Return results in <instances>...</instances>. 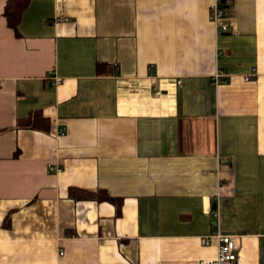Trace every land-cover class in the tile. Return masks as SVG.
I'll return each instance as SVG.
<instances>
[{
    "label": "crops",
    "instance_id": "1",
    "mask_svg": "<svg viewBox=\"0 0 264 264\" xmlns=\"http://www.w3.org/2000/svg\"><path fill=\"white\" fill-rule=\"evenodd\" d=\"M214 1L31 0L16 34L0 0V264H199L217 232L264 264V0L227 33Z\"/></svg>",
    "mask_w": 264,
    "mask_h": 264
},
{
    "label": "trees",
    "instance_id": "2",
    "mask_svg": "<svg viewBox=\"0 0 264 264\" xmlns=\"http://www.w3.org/2000/svg\"><path fill=\"white\" fill-rule=\"evenodd\" d=\"M223 3L225 2L222 0ZM31 0H8L7 5L4 11V17L7 20L8 26L12 29L16 34L19 31V25L21 22L22 15ZM225 6V3H224ZM51 122L49 119L43 117L41 113H33L29 117L25 119H21L18 121L17 129H31L49 132L50 131ZM70 197L73 200L83 201V200H94V201H106L112 204L117 205L118 211H120L121 199H116L112 197L106 191H98L97 193H91L79 189H70Z\"/></svg>",
    "mask_w": 264,
    "mask_h": 264
},
{
    "label": "built area",
    "instance_id": "3",
    "mask_svg": "<svg viewBox=\"0 0 264 264\" xmlns=\"http://www.w3.org/2000/svg\"><path fill=\"white\" fill-rule=\"evenodd\" d=\"M211 21L215 25L218 32L227 33L230 31V25L227 17V10L222 0H215L211 7L210 13ZM219 74L215 75V80L218 83ZM246 80H250L247 78ZM61 80L56 79L54 84H60ZM177 85H181V80L176 81ZM215 239L218 244V256L212 261H202L199 264H223V263H235L238 261L237 249L232 236L221 234L217 232L202 240V244L209 246L212 240Z\"/></svg>",
    "mask_w": 264,
    "mask_h": 264
}]
</instances>
